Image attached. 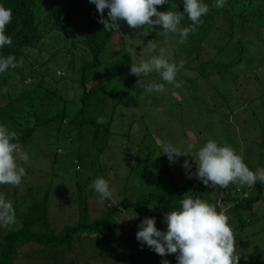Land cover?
Masks as SVG:
<instances>
[{"label": "rangeland", "instance_id": "1", "mask_svg": "<svg viewBox=\"0 0 264 264\" xmlns=\"http://www.w3.org/2000/svg\"><path fill=\"white\" fill-rule=\"evenodd\" d=\"M202 2L211 7L215 18L207 26L197 25V30L190 33L183 44L175 43L176 37L179 41L178 34L170 33L167 38L159 36L158 33L163 31L159 25L140 29L128 25L120 27L112 38L109 55L107 50L106 57L111 68L102 75L101 83L107 91H117L118 88L112 87L118 82L111 75H122L118 86H125V81L130 82L132 87L129 94L135 97L137 105L127 112L126 107L114 103L115 111L110 110L112 121L109 131L93 140L96 128L92 127L86 131L83 142L79 143L78 139L72 137V132L68 133L72 130L69 125L45 123L58 111L54 110L55 106L45 103L41 91L49 84L55 86L64 70L76 69L80 75L82 68L79 61L83 57L86 60V55L77 53L73 47L70 38L73 23L64 27L62 10L59 9V14L54 16L48 14L49 10L38 11L39 16L47 14L43 19L51 18V23L41 26L42 32L46 33L58 23L55 34L50 35L49 30L45 45L39 44L29 59H24V56L19 59L23 60L22 66L15 68L21 69L19 73L0 75V125H6L10 131L17 133L19 139L13 142L18 143L20 150L29 157L27 162L19 161L26 175L18 187L0 185V194L13 203L14 209L19 198L26 195L29 189L35 190L37 198L48 194V231L59 235L66 227L81 222L78 212L80 183L83 182L82 188L88 193L94 191L89 185L96 178L108 180L113 190V196L109 199L112 204L124 197L138 199L145 191L140 179L148 170L156 172L167 169L174 184L180 187L189 182L198 184L200 180L194 175L189 178L197 170L190 155L194 156L195 151L209 139L220 146L228 144L233 147L254 170L264 166V0H225L223 8L216 7L215 0ZM150 41L156 42L155 51L146 48ZM192 41L195 45H201L204 59H196L199 55L196 56L193 51ZM161 47L168 49L171 61H184V66L176 75V82L181 86L177 88L167 84L153 72L143 78L144 85L165 83L166 90L146 93L143 86H137L141 77L132 75L130 66L157 55ZM68 50L71 58L64 56ZM209 53L215 57L204 68L200 64L208 60ZM69 75L71 78L65 81V89L70 93L66 97L70 103L66 107H76L74 112L79 108L84 87L81 78H75L71 73ZM41 84V91L35 90ZM29 91L35 93V107L28 106L24 100L16 102L18 97ZM107 106H111V103ZM169 142L181 151L186 149L188 143L194 144L195 148L189 156L178 157L175 163H170L168 156L163 155L164 146ZM79 147L94 150V155H87L83 160L82 168L77 164L78 157L84 156L77 153ZM99 150L100 155L97 154ZM261 153L263 159L258 162L257 156ZM185 160L191 162L189 174L182 167ZM243 187L251 196L252 187ZM86 197L89 205V219L86 222L93 224L105 217L106 208L97 193L94 196L88 193ZM18 207L21 210V206ZM254 207V213L246 217L243 228H235L239 225L237 219L226 214L232 230H235L233 234L238 236L234 240L236 254L240 256L239 264H264V200ZM18 211L15 209L17 214ZM17 217L15 214V222L11 225H0V235L20 229ZM155 218L157 221L156 215ZM156 227L160 231H167L164 220L156 223ZM83 241L74 240L73 247L79 249L82 257L86 249L90 250L86 257L100 263L97 254L104 246L107 247L106 241ZM33 248L20 264L36 259L38 263L35 264H55L52 260L42 262L46 259L42 255L44 252ZM142 249L151 252L156 264H162L165 260L178 264L177 254L160 256L146 244H142ZM71 258H75L74 254ZM123 262L124 259H121L117 264ZM127 264L134 263L129 261Z\"/></svg>", "mask_w": 264, "mask_h": 264}, {"label": "trees", "instance_id": "2", "mask_svg": "<svg viewBox=\"0 0 264 264\" xmlns=\"http://www.w3.org/2000/svg\"><path fill=\"white\" fill-rule=\"evenodd\" d=\"M168 3H175L177 8L170 9L169 5L165 4L164 6H158L157 10L161 12L169 10L184 12L183 0H168ZM0 4L10 8L13 12V20L6 29V35L12 37L13 43L11 46L5 45L0 49V56L14 55L17 62L22 56H24V59H29L33 51H37L39 44H46L45 41L49 38V30L50 35L55 34L58 24L55 23L54 26H50L51 28L46 33H43L41 26L51 23V18L43 19L47 14L42 17L38 15V11L47 12L49 10L48 14L54 16L59 14V9L62 10L65 17L64 27L68 23H73V30L70 33V38L74 43L73 47L77 50V53L86 55V60L83 57L79 61L82 68L79 71L80 75L77 74L76 69H67L64 70L60 81L55 86L49 84L48 87L42 88L41 84L35 89L41 91L42 88L41 95L45 103H48L51 107L55 106L56 109L54 110L58 111L55 116L48 118L45 123L69 125L72 130L68 133L72 132V137L78 139L77 143H79L83 142L86 131L92 127L96 128L93 140L94 138L97 139L102 133L106 134L109 131L112 121L110 110L115 111L114 103L126 107L127 112L131 107L137 105L135 97L129 94L132 87L131 83L125 81V86H118L122 75L117 77L111 75L118 82L117 85L112 87L118 88L117 91L109 92L101 83L102 75L111 68L106 53L110 45H113L112 38L118 32L115 30L113 32L105 31L104 25L98 22L101 15L96 6L90 3V0H49V2L41 0H0ZM107 13L108 9L104 12V19H107ZM214 18L215 14L213 16L212 9L209 7V12L201 17L202 23L199 25L207 26L213 22ZM191 23L185 14L181 26L188 27ZM125 25H127L126 22L120 21V27ZM46 34L48 36H45ZM175 39V43L178 42V37ZM192 43L194 44L193 51H195L196 56L199 55L196 59L200 60L203 58L201 56V45H195L193 41ZM109 54L110 49L107 55ZM64 56L67 58L72 57L69 50L65 52ZM207 57L208 60H204L205 62L200 64L204 68L209 66L211 58L215 56L209 53ZM217 66L223 67L221 64H217ZM19 70L21 69L9 68L0 75H8L12 72L19 73ZM69 73L75 78H81L84 87L79 108L77 107L74 112L73 110L76 107H66L69 102L66 97L70 93L65 89V81L71 78ZM145 81L149 82L148 78H145ZM93 82H95L94 85ZM60 91L65 93L61 94ZM34 95V92L29 91L18 97L16 102L24 100L28 106L35 107L36 98ZM109 103H111V106H107ZM91 115L92 117H90ZM103 120L104 122H101ZM63 121L65 123H62ZM93 144L97 149L99 148L95 143ZM93 151L79 147L77 153L84 155L81 158L78 157L77 164L80 168H82V162H84L83 160L87 155H94ZM100 153L99 150L97 154L100 155ZM262 154L257 156L258 162L263 159L264 154ZM262 167L264 166L260 168ZM249 168L256 171L253 167ZM140 182L145 187V191L136 200L124 197L121 201L112 204L109 199L101 200L98 196L106 208V215L93 224L86 222L89 219V205L86 194L90 193L91 196H94L96 192L88 191L87 193L86 189L82 188L83 182L80 183L78 185V212L81 222L76 226L66 227L59 235H54L48 231V194H45L42 198H37L34 193L35 190H27V194L19 198L20 200L15 208L21 211H18V214L15 212L21 226L20 229L11 230L5 235H0V264H20L22 260H25L33 246L38 248L39 252H44L42 255L46 259L42 262L52 260L55 264H117V261L121 259H124L122 264H127L129 261L134 264H156L151 252L143 250L142 242L137 240V232L140 230L138 226L145 218H155L156 215V223L160 224L164 220L165 214L172 210H178L180 208L179 201L190 193L193 198L199 197L215 205L217 211L222 210L225 214L235 217L239 224L235 228L239 229L244 227L246 217L254 213V206L264 200V183L259 180L252 186V193L251 196L249 194V197H243L237 193L235 184H230L227 188H213L210 185H204L200 181L198 184L189 182L181 187L177 186L167 169L156 172L148 170L142 174ZM18 206H21V210ZM129 213L133 214L130 215ZM234 231L233 228V233ZM234 237L236 236L234 235ZM76 239L92 243L106 241L108 249L104 246L97 254L100 263L86 257L90 254L88 252L90 250L86 249L87 252L84 256H80L79 249L76 250L73 247V242ZM73 254L75 258H71ZM38 261L41 260L38 259ZM34 262L38 263L37 259ZM34 262H22L21 264H35Z\"/></svg>", "mask_w": 264, "mask_h": 264}, {"label": "clouds", "instance_id": "3", "mask_svg": "<svg viewBox=\"0 0 264 264\" xmlns=\"http://www.w3.org/2000/svg\"><path fill=\"white\" fill-rule=\"evenodd\" d=\"M101 15L98 21L104 25L105 31L119 32L120 21H124L133 29L156 25L163 31L158 35L167 38L170 33L178 34L179 43L187 42L190 33L197 30L201 24V17L209 12V7L202 0H183L184 12L158 11V6L169 5L170 9H176L175 3L168 0H90ZM218 8H223L225 0H215ZM108 9L107 19L103 18ZM185 14L192 22L188 27H180ZM155 18V19H153ZM13 20V12L0 4V49L5 45L11 46L12 37L6 35L7 26ZM156 42L150 41L146 48L156 50ZM23 60L17 62L14 55L0 56V73L9 68L15 69L22 66ZM184 66V61L178 63L169 59L167 48H159L157 55L147 60H141L138 64L132 63L130 72L138 80L137 86H143L144 92H164L165 83H149L144 85L143 78L149 74L157 73L161 80L167 84H173L179 88L176 75ZM159 110V109H158ZM19 137L15 131H10L6 125H0V185L19 186L26 170L19 161L27 162L28 155L20 150ZM195 145L188 143L184 151H181L172 143L164 146V154L170 163H175L181 156H189ZM193 157L197 170L189 178L199 179L206 186L213 188H227L230 184L235 186V191L243 197H249V192L243 185L252 187L257 180L264 183V167L251 170L238 155L233 147L228 144L218 145L215 140L209 139L202 147L195 151ZM182 167L186 174L191 172V162L184 161ZM101 200L111 199L113 190L110 189L108 180L98 177L89 185ZM237 189H239L237 191ZM180 208L165 214L164 223L167 231H160L156 227L155 218H145L138 226L137 240L146 244L160 256L177 254L178 264H239L240 256L236 254L233 230L229 224L227 215L221 210L217 211L215 205L208 203L199 197L193 198L190 193L179 201ZM220 205V203H219ZM136 215V214H135ZM15 222V209L13 203L0 194V225L8 226ZM162 264H170L165 260Z\"/></svg>", "mask_w": 264, "mask_h": 264}]
</instances>
